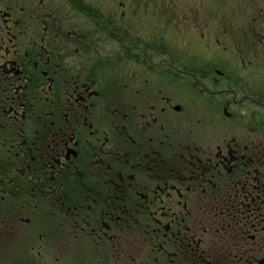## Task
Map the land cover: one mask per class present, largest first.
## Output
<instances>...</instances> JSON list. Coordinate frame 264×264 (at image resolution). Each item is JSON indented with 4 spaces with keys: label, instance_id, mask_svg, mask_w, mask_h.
I'll list each match as a JSON object with an SVG mask.
<instances>
[{
    "label": "flooded vegetation",
    "instance_id": "af4514ba",
    "mask_svg": "<svg viewBox=\"0 0 264 264\" xmlns=\"http://www.w3.org/2000/svg\"><path fill=\"white\" fill-rule=\"evenodd\" d=\"M62 2L0 0V264H264V0L204 10L199 68Z\"/></svg>",
    "mask_w": 264,
    "mask_h": 264
},
{
    "label": "rangeland",
    "instance_id": "374dc122",
    "mask_svg": "<svg viewBox=\"0 0 264 264\" xmlns=\"http://www.w3.org/2000/svg\"><path fill=\"white\" fill-rule=\"evenodd\" d=\"M59 1L62 2L64 0ZM78 1L89 9H92L95 3V0ZM239 1L240 0H96V10L104 14L108 20L113 19L112 17L115 13H117V17L120 19H122V14H126L124 19L134 20L137 22V25L149 24L154 26L148 23V21H157L159 19L177 22L178 25L171 23V25L176 26L173 28L176 30V34L173 32V29L170 30L167 28V24L164 23L165 25H162L164 35H166V39L172 37V35L177 36V41L180 44V58L178 59L181 67L199 68L205 67L207 64L203 50L200 47V41L205 39L201 37V32L205 31L204 27L208 23L203 17L205 13L204 10L207 9L209 5L220 6L224 4H239ZM243 2H247V0H243ZM64 3L65 2H62V4ZM122 5L123 7H121ZM75 17L77 18L76 15ZM177 26L180 27L181 31H177ZM193 51H195V55L188 53ZM116 63L119 67L125 66L124 59H118ZM220 63L221 60L219 57L213 59V64ZM87 253L88 251H85V255Z\"/></svg>",
    "mask_w": 264,
    "mask_h": 264
}]
</instances>
